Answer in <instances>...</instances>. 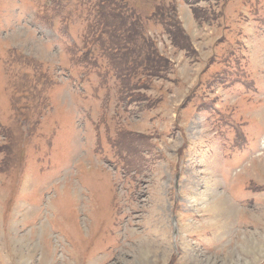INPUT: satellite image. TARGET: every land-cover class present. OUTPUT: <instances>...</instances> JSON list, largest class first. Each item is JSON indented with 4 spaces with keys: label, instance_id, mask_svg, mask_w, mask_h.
Instances as JSON below:
<instances>
[{
    "label": "rangeland",
    "instance_id": "1",
    "mask_svg": "<svg viewBox=\"0 0 264 264\" xmlns=\"http://www.w3.org/2000/svg\"><path fill=\"white\" fill-rule=\"evenodd\" d=\"M123 1L145 82L94 0H0V264H264V0Z\"/></svg>",
    "mask_w": 264,
    "mask_h": 264
},
{
    "label": "trees",
    "instance_id": "2",
    "mask_svg": "<svg viewBox=\"0 0 264 264\" xmlns=\"http://www.w3.org/2000/svg\"><path fill=\"white\" fill-rule=\"evenodd\" d=\"M125 7L126 2L123 0H94L88 11L90 13L94 11L95 20L92 25L89 22L88 30L97 32L94 36L96 42L102 39L100 36L107 33L109 28L120 34L119 40L113 48L114 53L119 52L120 49L122 51L121 55L123 57L119 61V68L122 65L125 68L124 63L128 62L130 66L126 71L127 75L137 73L139 79L141 80V76H143L145 82L146 78L162 73L168 66L169 60L157 52L152 39L142 38V41H138L137 36L140 34L142 27L139 17L131 8H127L125 11ZM190 7L192 8V6ZM192 11L198 17L194 8ZM151 17L164 25V29L176 47L187 53L194 50L189 36L182 28L175 5L155 6ZM85 55L84 52L83 58L86 57ZM130 55L132 56L131 60L128 59ZM83 58H80V60H83Z\"/></svg>",
    "mask_w": 264,
    "mask_h": 264
}]
</instances>
